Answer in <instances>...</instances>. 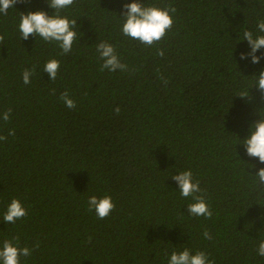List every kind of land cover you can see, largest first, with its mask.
I'll use <instances>...</instances> for the list:
<instances>
[{
  "label": "trees",
  "instance_id": "obj_1",
  "mask_svg": "<svg viewBox=\"0 0 264 264\" xmlns=\"http://www.w3.org/2000/svg\"><path fill=\"white\" fill-rule=\"evenodd\" d=\"M131 2L74 0L61 10L77 25L67 54L39 36L20 38V13L52 15L47 0H18L0 14V246L19 237L32 250L21 264H168L184 248L213 264H264L256 251L264 190L252 176L264 164L241 144L264 115L253 76L264 69V48L258 64L240 59L264 0H139L175 8L172 27L151 46L122 33ZM101 41L126 70L101 71ZM50 59L60 62L54 81L43 71ZM25 68L34 69L27 85ZM65 91L75 108L60 98ZM186 170L211 218L187 212L192 198L171 179ZM105 195L115 207L100 219L88 199ZM14 198L27 215L6 224Z\"/></svg>",
  "mask_w": 264,
  "mask_h": 264
},
{
  "label": "clouds",
  "instance_id": "obj_2",
  "mask_svg": "<svg viewBox=\"0 0 264 264\" xmlns=\"http://www.w3.org/2000/svg\"><path fill=\"white\" fill-rule=\"evenodd\" d=\"M18 0H0V14L7 15L8 9L14 7ZM50 8L54 9V13L49 15L43 10L29 11L27 14L20 13V22L18 25L20 38L27 40L30 35L39 36L46 42H56L62 49V54H67L72 50L74 41L77 38L76 20H69L66 16L61 15V10L68 8L74 3V0H47ZM124 12L121 17L123 20L122 33L140 43L151 46L159 42L166 34V31L172 27L173 19L170 12L174 13V7H158L155 5L146 6L139 0H133L131 3L123 5ZM257 33L252 31H244L243 39L248 42L250 47L249 52H241L240 59L246 60L251 58V63L258 64L261 56H257L256 52L264 48V19L257 23ZM4 37L0 35V42ZM96 51L99 53L100 59L103 61L101 71L108 69L109 71L126 70L127 65L121 63L116 50L113 45L101 41L96 45ZM157 55L163 56V49L157 52ZM60 68V62L56 59H50L45 62L43 71L46 72L50 79L54 81L57 78V73ZM34 69L25 68L22 73L24 84L30 83V77L33 75ZM255 85L264 98V69L259 72V75H253ZM55 93V89L52 90ZM241 97H248V92L238 94ZM65 106L69 109L76 107L75 101L69 97L67 91L61 94L60 97ZM11 109L3 113V120L8 121ZM118 114L119 107L115 109ZM260 119L256 120L250 126L251 134L241 140L246 149V154L249 157H258L259 162L264 164V115L260 114ZM14 130H10L8 135H14ZM6 136H0V140H6ZM255 168V165H250ZM250 174V173H249ZM252 175V174H251ZM256 177L258 186L264 190V167L252 175ZM171 179L174 180L179 187L181 197L192 198V203L187 205V212L193 217L211 218L213 213L209 208L200 182L193 181V174L191 170L180 171L178 174L172 175ZM89 211H95L100 219H104L110 215L115 205L110 196H91L88 199ZM27 215V210L22 205L19 199H12L8 204L6 211L3 215V222L6 224H14L17 220L22 219ZM205 239H211V234L205 230L203 233ZM39 244L34 245L38 248ZM257 254L264 257V239H261L256 249ZM32 250L28 247L19 246V237H12V239H5L0 246V264H21L20 258L28 257ZM168 264H213L208 259L203 251H196L195 254L188 248L182 251H173L168 260Z\"/></svg>",
  "mask_w": 264,
  "mask_h": 264
}]
</instances>
